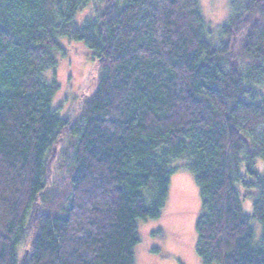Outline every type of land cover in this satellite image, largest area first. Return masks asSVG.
<instances>
[{
    "label": "trees",
    "instance_id": "trees-1",
    "mask_svg": "<svg viewBox=\"0 0 264 264\" xmlns=\"http://www.w3.org/2000/svg\"><path fill=\"white\" fill-rule=\"evenodd\" d=\"M243 6L234 39L198 0H0V264H134L180 169L200 263L264 264V0ZM61 40L97 71L72 119L42 76ZM63 143L66 184L47 165Z\"/></svg>",
    "mask_w": 264,
    "mask_h": 264
},
{
    "label": "rangeland",
    "instance_id": "rangeland-1",
    "mask_svg": "<svg viewBox=\"0 0 264 264\" xmlns=\"http://www.w3.org/2000/svg\"><path fill=\"white\" fill-rule=\"evenodd\" d=\"M245 1L198 0L200 11L213 31L236 20L233 25V29H236L234 39L242 36V31L244 33L249 28L247 20L251 18L246 19L247 12L243 10ZM88 14L89 10H84L78 16V21ZM61 44L63 52L57 57L56 68L44 71L42 76L46 82L58 85L52 99V108L58 111L59 117L72 119L82 93L93 90L97 71H94L90 53L83 45L65 40H61ZM62 146L61 154L49 166L48 177L58 176L66 184L68 173L62 164H66V161L61 157L68 152L65 151L64 143ZM181 163L183 161L178 159L173 165ZM262 168L259 164L258 169L263 174ZM243 207L249 211L250 203L245 201ZM199 212V189L192 174L186 169H180L170 177L168 197L160 217L137 223L139 242L134 249V264H201L195 254V221ZM19 251L21 257L25 251L23 246Z\"/></svg>",
    "mask_w": 264,
    "mask_h": 264
},
{
    "label": "water",
    "instance_id": "water-1",
    "mask_svg": "<svg viewBox=\"0 0 264 264\" xmlns=\"http://www.w3.org/2000/svg\"><path fill=\"white\" fill-rule=\"evenodd\" d=\"M55 152H56V147L54 146L52 148V151L50 152V157H49L48 163H47L48 166H50V164L52 163L53 159L55 158ZM32 216L36 217V211L33 212ZM25 255H26V252H25L24 256H22L21 262L24 261Z\"/></svg>",
    "mask_w": 264,
    "mask_h": 264
}]
</instances>
